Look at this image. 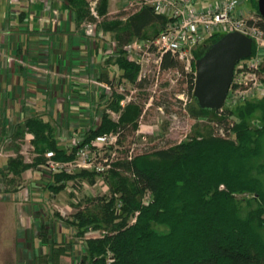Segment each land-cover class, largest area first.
I'll list each match as a JSON object with an SVG mask.
<instances>
[{
  "label": "trees",
  "instance_id": "obj_1",
  "mask_svg": "<svg viewBox=\"0 0 264 264\" xmlns=\"http://www.w3.org/2000/svg\"><path fill=\"white\" fill-rule=\"evenodd\" d=\"M102 1L103 8H99V12H104L106 5V0ZM62 4V9L69 8L77 16L86 12L85 0H63ZM124 13H127L124 19L104 23L102 28L112 30L119 45L134 36L152 37L166 22L164 16L149 6L134 12H118L116 17H122ZM150 26H157L156 34L146 33ZM218 38L215 36L200 45L195 59ZM110 64L120 78L138 87L142 85L136 81L138 65L121 56ZM161 68L179 72L190 97L185 107L187 114L192 119L205 117L208 123H196L187 141L154 148L130 159L127 155L122 159L109 157L110 196L86 199V204L82 207L79 204L72 214L76 235L81 236L89 230L102 232L99 238L84 242L80 264H264V241L258 232V228H264V192L258 180L249 177L245 168V162L260 153L259 141L264 133V97L217 115L199 108L194 102L195 76L184 70L182 62L165 53ZM103 80L109 81V78ZM121 98L113 94L105 107L119 111L120 106L115 102ZM178 102L181 103L180 100ZM255 110H259L260 116L255 122L257 126L253 127L251 121ZM138 116L139 109L130 103L121 111L117 122L104 109L99 122L85 132L79 145L112 132L118 133L120 142V136L126 129H136ZM219 129L226 135L218 134ZM13 132L14 135L31 134V145L39 156L32 165L22 164L20 155L8 158L3 168L12 174L45 164L43 155L48 151L53 152L52 158L59 161H69L75 156L76 146L70 150L59 146L54 128L39 115L17 123ZM230 133L234 134L233 138ZM48 172L52 180L47 182V188L53 192L65 188V183L71 179L93 180V173L85 169L74 174L63 170ZM147 192L150 197L144 204L142 195ZM247 193L253 195L257 208L242 217L236 195ZM116 200L121 201L118 213L114 210ZM133 217L134 221L130 222ZM44 228L39 222L38 234L47 240ZM48 244L53 249L54 240ZM54 252L60 253L59 250ZM107 253L111 255L110 262L106 261Z\"/></svg>",
  "mask_w": 264,
  "mask_h": 264
},
{
  "label": "rangeland",
  "instance_id": "obj_2",
  "mask_svg": "<svg viewBox=\"0 0 264 264\" xmlns=\"http://www.w3.org/2000/svg\"><path fill=\"white\" fill-rule=\"evenodd\" d=\"M91 1L85 0L86 12L82 16H77L69 8L62 9L63 0L60 1L56 4L61 14L60 23L50 27L45 21L46 14L41 16V21H36V17L40 16L38 5L20 3L9 7L7 0H0V106L3 107H0V264H18L19 261L22 264H80L84 252L83 242L99 238L102 232L95 230L88 235H76L72 214L79 204L81 207L86 204V199L109 197L111 194L107 168L100 173L87 170L93 173L92 181L89 178L71 179L58 192L47 188V182L52 178L46 163L37 168L31 166L19 173L12 174L5 170L3 166L8 158L20 155L22 164L32 165L39 156L34 152L30 135H14L17 123L29 116L39 115L54 128L58 145L66 147L70 137H82L86 126L99 122V111L101 115L104 109L107 112L112 110L108 114L117 122V114L120 115L125 107L119 111L105 107L106 100L101 99V92L95 94L93 122L86 113L85 107L91 104L86 92H91L94 80L102 81L103 78L115 79V88L118 85L123 88V94L117 95L126 96L123 100L125 106L128 105L126 100L130 99L129 103L139 109V116L136 129H126L120 136V142L95 147L90 151L91 161L95 165H103L105 157L122 159L126 154H140L187 141L196 123H208L205 117L192 119L183 111L184 100L188 102L186 93L183 99H178V95L187 91V85L179 72H161L157 87L153 85L155 72L152 61L148 63L147 69H150L139 87H134L133 82L115 73L114 66L110 64L115 59L106 62L102 57L104 42L98 38L89 40L82 34L84 22L92 19ZM102 2L97 0L95 6L100 16L98 28H103L104 23L126 17L127 13L116 17L118 12H126L122 7L123 0H106L104 12L101 11L103 13L99 12ZM244 6L256 10L257 0H245ZM131 11H134V7L128 12ZM157 30V26H150L146 33L153 35ZM10 56L13 62L7 61ZM54 60L60 64V68L59 64H54ZM48 80L50 82L47 84ZM49 93L55 96L54 101L48 100ZM115 103L120 106V100ZM259 116V110H255L251 121L253 127L257 126L255 122ZM230 137L233 138L234 134ZM259 144L260 153L249 158L245 168L249 177L258 180L264 192V133ZM79 172L76 170L73 174ZM148 197V193L143 194L142 201ZM236 198L242 217L257 208V201L252 194H237ZM133 220L134 217L130 222ZM39 222L55 240L53 249H50L48 239L38 235ZM258 232L264 241V228H258ZM31 238L35 241H31ZM57 250L60 253L54 252ZM109 257L111 255L107 253V262L111 261Z\"/></svg>",
  "mask_w": 264,
  "mask_h": 264
},
{
  "label": "built area",
  "instance_id": "obj_3",
  "mask_svg": "<svg viewBox=\"0 0 264 264\" xmlns=\"http://www.w3.org/2000/svg\"><path fill=\"white\" fill-rule=\"evenodd\" d=\"M7 1L9 7L20 3H24L25 5H38L40 16L36 17V21H41V16L46 14L47 20L45 21H47L46 23H48L50 27L57 26L60 23L61 14L56 4L60 1L62 2V0ZM96 2L97 0L90 2V14L92 15V19L83 24L82 34L85 36L84 38L89 40L98 38L104 42L102 57L105 60L115 59L121 56L127 61L138 65L139 72L137 82L142 83L145 81L146 75L150 69H147L148 63L152 61L155 72L153 85L154 87L158 86L161 72L172 70H163L161 68V59L165 53H169L182 62L184 70L188 73L192 72L195 76V67L193 66L195 61L193 56L195 49L215 36H220L227 32L238 31L251 38V54L249 57L238 61L235 65L233 78L226 92L223 104L218 110L213 112H216L217 115H221L226 110H232L236 106L247 101L264 97V17L259 14L258 10L245 7V0H123L122 7L126 12L133 7L134 11H136L143 6H149L155 12L166 18L163 28L156 35L146 38L134 36L123 45H119L118 40L115 38V33L112 30L108 31L97 27V24L100 22V16L95 10ZM7 61L13 62L14 59L10 56L7 58ZM176 72L178 73V71ZM49 79L51 80V78ZM50 80L47 81V84ZM114 81V78L109 81L94 80L91 84V92H86L87 100L91 102V104L89 107L85 108L86 113L89 114L88 118H91L92 122L96 108L95 94L101 92V99L106 101L111 99L113 94H123V88L119 85L118 88H115L117 82ZM133 86L137 87L135 83ZM185 93V99L189 102L190 97L187 92L178 95V99H183ZM125 97L126 96H122L120 99V110L125 107V103L123 104ZM149 99L152 98L149 97ZM129 100L130 99H127L126 103H129ZM184 101L185 103L182 104V108L183 111L187 113L185 107L188 102H186V100ZM158 108L161 109V107ZM105 111L107 114L108 112H113L112 110H108V112L107 110ZM99 112L97 114L98 119L100 116ZM118 116L119 114H117V117ZM90 127L86 126V131H84V133L87 132ZM27 134L30 135L31 139L32 135L29 133ZM218 134L221 136L226 135L222 129L218 130ZM231 134L232 133H230V136ZM118 138L119 135L117 132L102 134L92 138L81 146L79 144L83 139V133L80 138L75 136L70 137L66 147L70 150L72 147L76 146L74 158L69 161L55 160L52 158L53 152L48 151L45 153L46 168L52 171L63 170L68 173H73L76 170L82 169L93 170L95 173H100L104 171L105 168L109 167L108 162L110 156L103 159V165H95L91 161L90 151L102 145L115 144L118 142ZM126 155L128 159L133 156L131 154ZM148 194L150 197V193ZM149 197L142 202L147 204ZM120 207L121 201L116 200L114 206L116 213L119 212ZM92 232V230H89L84 234L88 235Z\"/></svg>",
  "mask_w": 264,
  "mask_h": 264
},
{
  "label": "water",
  "instance_id": "obj_4",
  "mask_svg": "<svg viewBox=\"0 0 264 264\" xmlns=\"http://www.w3.org/2000/svg\"><path fill=\"white\" fill-rule=\"evenodd\" d=\"M257 9L264 17V0H257ZM252 40L247 35L232 31L219 36L195 59V79L192 97L204 110H218L224 101L238 61L250 56Z\"/></svg>",
  "mask_w": 264,
  "mask_h": 264
},
{
  "label": "crops",
  "instance_id": "obj_5",
  "mask_svg": "<svg viewBox=\"0 0 264 264\" xmlns=\"http://www.w3.org/2000/svg\"><path fill=\"white\" fill-rule=\"evenodd\" d=\"M33 22H35L34 20H32ZM36 35V34H35ZM40 52H42V51H40ZM40 55V54H39ZM41 58H46V56H40ZM55 57V56H54ZM56 57H58L57 55H56ZM55 61V60H54ZM40 62H43V61H40ZM44 62H46V61H44ZM55 65H58L59 63H57L56 61H55V63H54ZM59 68H60V64H59V66H58ZM54 97V98H53ZM48 100L49 101H54V99H55V96H52V93H49V95H48ZM57 98V97H56ZM4 101V100H3ZM49 103V102H48ZM2 105V104H1ZM1 108H3L2 106H0ZM43 118V117H42ZM44 119V118H43ZM1 203H2V201H1ZM15 230H16V228H15ZM19 229L17 228V230L16 231H18ZM23 231H24V229H23ZM46 232H47V235H48V242L50 241V240H53L52 239V237H51V233L50 232H48L47 230H46ZM36 233V232H35ZM37 234V233H36ZM39 235V234H38ZM38 239H39V237H38ZM22 240V239H21ZM31 241H35V240H33V238H31ZM22 242V241H21ZM54 242H55V240H54ZM19 245V244H18ZM18 264H22V262H18Z\"/></svg>",
  "mask_w": 264,
  "mask_h": 264
}]
</instances>
